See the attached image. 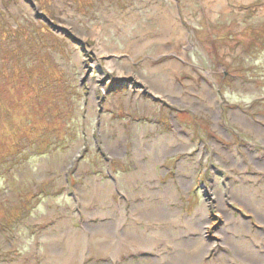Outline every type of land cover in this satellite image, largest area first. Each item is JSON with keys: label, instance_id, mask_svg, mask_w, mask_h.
Wrapping results in <instances>:
<instances>
[{"label": "rangeland", "instance_id": "rangeland-1", "mask_svg": "<svg viewBox=\"0 0 264 264\" xmlns=\"http://www.w3.org/2000/svg\"><path fill=\"white\" fill-rule=\"evenodd\" d=\"M0 66V264H264V0H0Z\"/></svg>", "mask_w": 264, "mask_h": 264}, {"label": "bare ground", "instance_id": "bare-ground-1", "mask_svg": "<svg viewBox=\"0 0 264 264\" xmlns=\"http://www.w3.org/2000/svg\"><path fill=\"white\" fill-rule=\"evenodd\" d=\"M205 89H207L206 87H204ZM179 91H178V93H180V91H181V88L179 87V89H178ZM244 118H246V119H248L250 122H252L250 119H249V117H247V116H245ZM255 126V125H254ZM256 127V126H255ZM259 131H262L263 133H264V129L262 130V129H259ZM164 195V194H163ZM162 195V196H163ZM159 208H157L155 211V214L156 215H167L168 214V212H166V210L165 209H163V211L162 210H160ZM186 222H187V224L188 223H191V220L190 219H187L186 220ZM186 244H185V246H186V248L184 247V256H182L179 260H178V262H177V264H194V261H197V262H200V260H202L203 259V254L205 253V252H207V250L208 249H206V248H204V247H201V246H199L198 245V243H196L195 241H194V239H190V240H186V241H184ZM161 243L162 242H159V245H161ZM233 243V242H232ZM236 243V242H235ZM235 243H233V246H234V248L236 249V244ZM207 245L208 246H210V245H212V243L210 244V243H207ZM237 250V249H236ZM235 250V251H236ZM252 254V251H250V253H249V255H251ZM202 258V259H201ZM249 260H254L253 258H248ZM154 264H158L156 261H155V263Z\"/></svg>", "mask_w": 264, "mask_h": 264}, {"label": "trees", "instance_id": "trees-1", "mask_svg": "<svg viewBox=\"0 0 264 264\" xmlns=\"http://www.w3.org/2000/svg\"><path fill=\"white\" fill-rule=\"evenodd\" d=\"M0 68H1V66H0Z\"/></svg>", "mask_w": 264, "mask_h": 264}]
</instances>
